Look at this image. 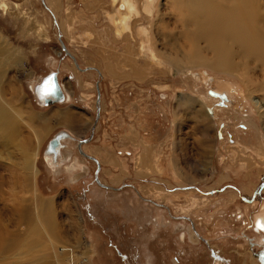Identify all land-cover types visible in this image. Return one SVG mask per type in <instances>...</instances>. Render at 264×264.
<instances>
[{
	"label": "rangeland",
	"instance_id": "374dc122",
	"mask_svg": "<svg viewBox=\"0 0 264 264\" xmlns=\"http://www.w3.org/2000/svg\"><path fill=\"white\" fill-rule=\"evenodd\" d=\"M122 1L60 0L54 15L0 0V112L17 133L0 143V199L34 211L0 264H264V119L247 86L181 0ZM236 57L259 86L262 68ZM51 70L67 100L42 105L34 84ZM60 129L73 139L54 165Z\"/></svg>",
	"mask_w": 264,
	"mask_h": 264
},
{
	"label": "bare ground",
	"instance_id": "6f19581e",
	"mask_svg": "<svg viewBox=\"0 0 264 264\" xmlns=\"http://www.w3.org/2000/svg\"><path fill=\"white\" fill-rule=\"evenodd\" d=\"M152 1L153 0H147L146 6L151 4ZM181 1L187 5V8L190 7V9H192V14L197 13V16H195V22H197V24L195 23V29L199 31L198 33H200L205 38L212 37L210 40L214 43L216 63L223 70L233 71L241 75L239 77L247 86V96L251 98L253 106L257 107L260 117L264 119V89L261 88V86L264 85V74L263 81L261 80L262 82L260 83L261 86H258V83L255 87V82L252 81V85H250V79H248V81L247 77H245L247 74L244 76L243 73L238 72L237 66L240 64L239 61L236 60V55L238 54H240L243 58L250 57L248 58L249 62L252 61L257 63V66H260L264 71V0ZM4 5L5 4H0V7ZM118 7L119 10L122 9L129 13L135 8V5L132 0H123ZM127 16L122 18L123 20L121 21H123V23H126ZM190 17L193 19V15ZM190 17H188V21L192 20L189 19ZM254 18H256L258 22H256ZM60 85L65 95L63 101H65L67 100L66 92L64 91L61 83ZM230 91L232 93H238L236 87H233ZM255 92H262L263 94H257ZM211 95L220 98V96L216 94ZM218 98L217 101L219 100ZM220 99L226 101L227 95L225 94V98ZM53 102L62 101L55 100ZM40 104L44 105L45 103L41 102ZM250 122L254 124L252 121ZM12 124V118L0 112V143L3 145H8L11 137H14L17 134L12 131ZM6 138H8V142L6 141ZM64 138L73 139V136L70 133L68 136H62L60 139L61 143L62 139ZM63 145L64 146L60 148V156L57 158L56 162L53 160L51 152L44 153L45 155L49 156L50 160H53L56 165L59 164V160L62 158V149L66 147L65 143H63ZM3 185L4 178L2 177L0 180V190ZM32 208L28 205H23V201H18L17 204L14 205L13 203H4L0 199V246L6 241L7 238L13 237L16 227L24 225L33 217L34 211H32ZM52 210H54L53 204L48 202L38 209V214L40 215V219L47 225L49 229H51L52 233L55 234L57 233L58 229L55 225L57 223L55 222ZM4 214L9 216L8 224L3 222L2 215ZM10 227L12 228L10 229ZM253 229L257 233L264 235V216H258L255 218ZM35 233H38V231L36 230ZM71 263L74 264L73 259Z\"/></svg>",
	"mask_w": 264,
	"mask_h": 264
},
{
	"label": "water",
	"instance_id": "95a60500",
	"mask_svg": "<svg viewBox=\"0 0 264 264\" xmlns=\"http://www.w3.org/2000/svg\"><path fill=\"white\" fill-rule=\"evenodd\" d=\"M209 80H212L210 76ZM33 93L35 98L40 103L42 102L46 104L55 100L63 101L65 95L57 78V70L48 71L44 76H42L40 80L36 81L34 84ZM208 93L216 94L222 99L225 98L224 93H217L212 88L208 89ZM68 134L69 133L64 129H60L50 138L45 147V152H51L55 162L60 156V148L64 146L63 143L60 142V139L62 136H68Z\"/></svg>",
	"mask_w": 264,
	"mask_h": 264
},
{
	"label": "crops",
	"instance_id": "0c3cea01",
	"mask_svg": "<svg viewBox=\"0 0 264 264\" xmlns=\"http://www.w3.org/2000/svg\"><path fill=\"white\" fill-rule=\"evenodd\" d=\"M48 2L51 3V4H49V5H50V7H51V11L54 13L55 10H57V5H59L60 0H48ZM53 6L55 7V9L53 8ZM48 7H49V6H48ZM50 7H49V8H50ZM54 15H55V13H54ZM66 130H68V129H66ZM69 132H70V131H69Z\"/></svg>",
	"mask_w": 264,
	"mask_h": 264
},
{
	"label": "flooded vegetation",
	"instance_id": "af4514ba",
	"mask_svg": "<svg viewBox=\"0 0 264 264\" xmlns=\"http://www.w3.org/2000/svg\"><path fill=\"white\" fill-rule=\"evenodd\" d=\"M52 162V164H54L55 165V163L53 162V160L51 161ZM256 243H258V242H256ZM259 244V243H258ZM261 244H264L263 242H261Z\"/></svg>",
	"mask_w": 264,
	"mask_h": 264
}]
</instances>
